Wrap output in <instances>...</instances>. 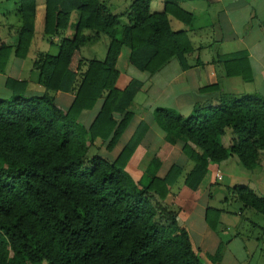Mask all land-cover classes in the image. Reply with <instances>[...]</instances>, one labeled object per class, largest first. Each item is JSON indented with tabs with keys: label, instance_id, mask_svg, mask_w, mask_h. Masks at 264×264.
Returning <instances> with one entry per match:
<instances>
[{
	"label": "trees",
	"instance_id": "trees-1",
	"mask_svg": "<svg viewBox=\"0 0 264 264\" xmlns=\"http://www.w3.org/2000/svg\"><path fill=\"white\" fill-rule=\"evenodd\" d=\"M23 1L24 27L15 52L20 58L27 57L35 30L36 0ZM74 12L77 27L61 40L59 53H39L34 61L45 93L27 97L25 90L13 89L11 98L0 99V264H205L175 212L157 201L168 197L182 168L173 165L160 178L159 161L153 159L140 181L126 169L149 129L146 122L115 159L91 154L97 140L110 152L116 147L143 85L117 70L123 46L131 49L130 62L140 71L155 74L173 57L187 70L194 48L186 31L173 30L169 15L185 23L192 16L174 12L169 2L164 12L153 13L150 0H134L125 24L105 0H46L45 34L67 29ZM102 37L108 39L105 58L87 59L83 46ZM246 58V52L223 57L228 76L252 81ZM7 84L12 88L16 82L9 78ZM57 91L75 94L68 109L56 104ZM96 106L95 119L84 124L83 114ZM155 119L170 144L184 143V154L194 162L185 184L194 191L211 164L235 154L254 169L264 154L259 93L231 96L216 108L197 107L188 117L159 108ZM227 129L234 135L229 149L221 142ZM233 192L264 214V196L246 186ZM221 213L207 210L213 230ZM221 251L210 256L213 263Z\"/></svg>",
	"mask_w": 264,
	"mask_h": 264
},
{
	"label": "crops",
	"instance_id": "crops-1",
	"mask_svg": "<svg viewBox=\"0 0 264 264\" xmlns=\"http://www.w3.org/2000/svg\"><path fill=\"white\" fill-rule=\"evenodd\" d=\"M133 1L105 0L113 13L122 15V22L125 24L128 23L126 14ZM150 2L153 13L164 12L166 3L169 2L174 12L178 13V9H181L192 16L190 23H185L174 15H169L173 30L186 31L192 42L194 51L187 56L190 68L184 70L180 59L173 57L155 74L140 71L131 64V49L124 45L117 62V70L140 80L143 85L130 106L133 118L116 147L110 152L105 143L97 140L96 152L105 157L109 154L108 158L115 159L130 141L138 125L146 122L149 129L131 157L127 171L136 181H140L153 159L159 161L156 176L160 178L166 177L173 165H179L183 170L182 175L171 187L168 197L157 201L175 212L179 225L190 233L193 245L194 242L199 243L198 253L205 264H222L226 256V245L222 246L224 241L218 234L226 209L213 206L211 200L220 203L228 200L231 195L239 200L233 192L236 186H246L256 194L264 196L262 195L264 154L254 169H247L235 154L221 163H213L209 166L199 189L191 190L186 186L185 178L194 168V162L184 154L182 141L174 145L167 141L166 132L155 119V111L159 108L174 109L188 117L197 107L216 108L231 96L239 99L255 93L264 96V0H150ZM23 3V0H0V99L11 98L14 95L13 89L18 92L25 90L27 97L43 95L46 90L39 81L40 75L34 68V61L39 53L57 55L61 40L64 37H71L77 27L79 15L74 12L67 29L61 30L59 35H46L44 31L46 0H36L35 30L31 46L27 57L20 58L15 52L24 27ZM101 39L92 40L83 48L89 46V51H93L92 48ZM104 43L103 54L106 56L108 42ZM240 52L247 53L245 63L253 76L250 82L240 75L227 74L223 57ZM170 71L173 75L166 80L169 76L162 75ZM9 78L16 82L12 88L7 84ZM52 94L56 104L63 110L68 109L75 98V94L70 92L57 91ZM98 108L99 106H96L94 110L83 114L84 124L89 125L93 122ZM233 137V131L227 129L221 137L222 144L229 149ZM101 144L104 145L105 152L99 150ZM235 167L239 169L243 167L246 178L242 181L236 182L237 175L233 169ZM217 173L222 175V180L217 179ZM209 208L222 211L215 230L207 222ZM220 248L221 259L213 263L210 256H215Z\"/></svg>",
	"mask_w": 264,
	"mask_h": 264
},
{
	"label": "rangeland",
	"instance_id": "rangeland-1",
	"mask_svg": "<svg viewBox=\"0 0 264 264\" xmlns=\"http://www.w3.org/2000/svg\"><path fill=\"white\" fill-rule=\"evenodd\" d=\"M104 42H108L106 37L98 41L97 45L92 48L93 51H89V46L84 47V56L86 58L103 60L105 57L103 54L105 49ZM141 74L142 73H140V75ZM165 74L169 76V78H166V80H168L173 75V72L164 73L162 76ZM184 116L187 117V115ZM99 148V150L105 152L104 145H99ZM97 150L98 147L93 148L91 154H96ZM86 163L88 165V162ZM242 168L243 167H241V169L236 167L233 168L234 174L237 175L235 178L236 182L246 178L245 171H243L244 169ZM131 177L134 179L132 175ZM211 204L226 209L225 213L222 215L221 224L219 226L220 234H218L219 238L224 241L222 246L226 245V256L222 264H264V214L259 213L253 208L245 207L239 200L234 199L232 195L229 196L228 200L221 201L220 203L211 200ZM194 245L196 251L199 252V243L194 242Z\"/></svg>",
	"mask_w": 264,
	"mask_h": 264
},
{
	"label": "built area",
	"instance_id": "built-area-1",
	"mask_svg": "<svg viewBox=\"0 0 264 264\" xmlns=\"http://www.w3.org/2000/svg\"><path fill=\"white\" fill-rule=\"evenodd\" d=\"M216 177H217L218 180H222V175L221 174L217 173Z\"/></svg>",
	"mask_w": 264,
	"mask_h": 264
}]
</instances>
